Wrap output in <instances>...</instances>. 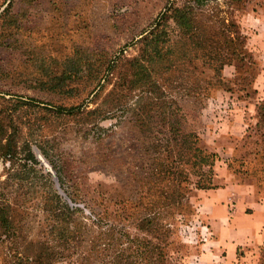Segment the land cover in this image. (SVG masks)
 <instances>
[{
  "label": "rangeland",
  "instance_id": "1",
  "mask_svg": "<svg viewBox=\"0 0 264 264\" xmlns=\"http://www.w3.org/2000/svg\"><path fill=\"white\" fill-rule=\"evenodd\" d=\"M259 12L264 0H0V264H264V234L227 260L199 205L234 185L264 208V121L240 76L254 56L202 98L165 57L151 84L120 93L118 79L154 28L162 49L244 37L248 52L242 19Z\"/></svg>",
  "mask_w": 264,
  "mask_h": 264
},
{
  "label": "trees",
  "instance_id": "2",
  "mask_svg": "<svg viewBox=\"0 0 264 264\" xmlns=\"http://www.w3.org/2000/svg\"><path fill=\"white\" fill-rule=\"evenodd\" d=\"M197 1L200 2L201 0ZM189 17L190 15L180 16L176 12L173 13V20L177 23V26L192 33L193 31L187 27L190 22ZM161 20L162 15L159 18V22ZM156 25L158 26V24ZM155 29L156 28L141 38V43H143V45L140 55L132 59L130 63H127L128 68H131V70L127 71V73L125 72L121 78H118L119 81L122 80L121 84H119L120 93H127V91L131 90L135 83H139L140 81L141 83H144V81L149 78V66L154 60L159 61L163 57H165V62L167 64L165 68L182 72L186 82L188 81L190 75L194 77L192 80V87H194L198 92L200 98L205 97L208 90L211 88H223L224 91H228L229 87L227 84L230 83V81L227 82L222 79L223 77L221 76V71L223 67L232 66L230 64L231 61H237L238 63H241V59L245 55H249L250 57L252 56L250 52H246L245 50L244 37H242L239 42H237L238 39L236 37L235 39L233 38L227 41L224 40L220 44L211 43L210 45L206 43H198L194 40V37H188L187 39L174 41L170 46L162 49L161 45L163 42L156 39ZM176 47H178V51L175 50ZM205 47L213 52L197 57L196 50H205ZM170 54H175L176 56L170 57ZM198 60H200L201 66H206V69L211 70L212 75L206 78L201 72L200 75L194 74L195 64ZM249 65L252 66L253 64L250 62ZM109 71L110 70L107 69L103 72L102 76L99 78L100 81L106 79ZM128 76L130 77L129 80ZM240 76L246 82L247 86L249 84L252 85L253 78L251 76H248L246 73H243ZM144 84L151 83L147 82ZM250 89L252 90L251 93L253 95L255 92L252 87H250ZM117 94V92H113V94H111V96L105 100L103 104L114 101ZM141 97L142 96L139 98L142 99ZM255 110L257 111L259 117H261L264 121V104L258 102L255 106ZM140 112L143 113L144 110L141 109ZM7 149L8 147H4V151ZM65 210L68 211V214L70 215H72L71 213L76 212L74 209L65 208ZM58 212H60V209H58ZM55 217H60V215L57 214ZM56 228L59 230L61 229L60 223H56ZM71 234L72 232L69 231V235Z\"/></svg>",
  "mask_w": 264,
  "mask_h": 264
},
{
  "label": "crops",
  "instance_id": "3",
  "mask_svg": "<svg viewBox=\"0 0 264 264\" xmlns=\"http://www.w3.org/2000/svg\"><path fill=\"white\" fill-rule=\"evenodd\" d=\"M242 21L253 30L246 40V46L257 64L249 70L248 76L253 78L256 103L264 104V14L259 12ZM240 193L244 194L242 205L238 200ZM202 195L199 205L204 211L203 219L209 225V234L222 244L227 260L232 258L239 244L250 240L255 243L257 233L264 234V208L257 205L249 191L245 193L234 185H224L207 190Z\"/></svg>",
  "mask_w": 264,
  "mask_h": 264
}]
</instances>
